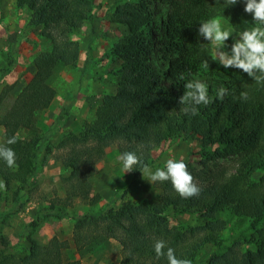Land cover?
Segmentation results:
<instances>
[{"label":"trees","instance_id":"obj_1","mask_svg":"<svg viewBox=\"0 0 264 264\" xmlns=\"http://www.w3.org/2000/svg\"><path fill=\"white\" fill-rule=\"evenodd\" d=\"M16 2L29 10V24L41 27L50 45L38 54L33 76L0 119L3 143L13 135L19 137L17 143L8 145L15 151L18 166L9 168L0 160V179L7 185L2 192L15 188V199L22 191L31 192L42 164L39 159L47 155L39 157L44 137L38 119L56 97L52 79L57 70L75 67L79 60L81 47L71 35L85 23H93L97 10L96 0ZM172 5L163 22L166 40L162 57L166 65L161 68L153 60L158 27L153 0L114 2L110 19L123 25L125 32L102 57L121 62L115 73V89L102 95L92 119L84 120L77 131L65 132L48 147L66 151L61 172L65 196L51 197L26 226L28 246L17 248L0 235V264H82L66 258L69 240L54 236L41 244L33 236L49 216L74 220L73 242L79 249L102 236L118 241L120 264H167L166 258L155 255L156 240L166 241L177 257L190 259L192 264H264V84L238 69H225L213 60L211 42L198 35L200 24L211 18L222 17L239 32L257 22L244 11L245 0L227 7L225 0H173ZM232 43L229 39L228 51ZM181 74L185 79H180ZM193 78L204 81L213 97L209 105L198 106L194 116L185 115L179 104L184 84ZM222 85L229 95L221 101L215 94ZM13 88L10 84L0 90V110ZM242 91L248 93L247 101L239 99ZM194 134L200 135L196 153L202 167L195 166L189 156L175 160L186 163L201 188L198 197L183 199L171 182L165 181L155 183L160 189L157 199L128 198L117 207L81 215L69 211L76 197L91 206L99 202L100 194H93V179L108 146L116 144L120 154L135 152L150 166L152 151L162 143ZM230 156H238L235 171L216 173L213 163ZM132 172L135 176L140 170ZM257 173H262L261 177L257 178ZM170 209L195 214L197 223L183 228L173 224ZM241 220L244 224L239 225ZM209 244L213 248L202 258Z\"/></svg>","mask_w":264,"mask_h":264},{"label":"rangeland","instance_id":"obj_2","mask_svg":"<svg viewBox=\"0 0 264 264\" xmlns=\"http://www.w3.org/2000/svg\"><path fill=\"white\" fill-rule=\"evenodd\" d=\"M115 1L96 0L97 10L93 23H85L71 35L80 44V57L75 67L61 66L52 79V84L57 91L56 97L38 119V125L44 137L39 157L41 158L45 152L47 155L45 159H39L42 164L35 174L31 192L22 191L19 198L15 199V188L5 191L4 194L3 189H0V235L17 248L29 245L24 230L37 213L49 204L48 200L58 195L65 196L61 172L64 169L62 157L65 156L66 151L55 148L49 150L48 147L52 146L65 132L77 131L84 120L92 119L102 100V95L115 89V73L121 62L102 57L111 44L125 32L123 25L114 23L110 19ZM172 1L153 0V10L158 22V27L154 31L156 42L153 60L161 68L166 65V60L162 57L164 54L162 46L166 40L162 35L164 34L163 22L173 9ZM29 16V10L18 7L16 0H0V90L5 85L14 84L6 104L0 110V119L33 76L38 54L50 45V40L41 33V27L29 24ZM217 19L222 21L224 28L233 31L229 39L238 38L240 32L235 30L226 19L222 17ZM212 51L214 53L213 46ZM10 62H12L11 65H9ZM8 67L6 75H3L5 68ZM67 111L68 115H65ZM25 135V132L21 133L22 137ZM3 141L4 127L0 124V144ZM199 146L200 135L197 134L190 138L179 136L172 141L162 143L152 151V163L149 167L154 171L156 168H164L168 159H185L189 156L193 164L201 168V157L196 153ZM191 152L193 153L189 154ZM119 155L117 145L112 144L106 148L105 158L97 163L98 173L93 179V194H100L99 202L91 206L87 201L76 197L69 211L81 215L104 210L110 206L117 207L128 198L141 201L159 197L160 189L155 183H149L144 179L141 171L135 176L133 172L124 173L122 163L118 160ZM237 161L238 156L219 159L213 163L214 171L231 173L235 171ZM261 175L262 173H257L256 177L259 178ZM169 213L173 217L171 222L182 228L187 224L197 223L195 214H178L173 209H170ZM242 224L244 223L241 220L239 225ZM73 229V219L49 216L47 220L40 223L33 236L41 244H47L54 236L60 240H69L71 247L64 251L66 258L78 259L82 264H120L122 255L118 241L102 236L79 249L73 242ZM223 234L228 235L227 231ZM212 248L213 245L209 244L202 258H205Z\"/></svg>","mask_w":264,"mask_h":264},{"label":"clouds","instance_id":"obj_3","mask_svg":"<svg viewBox=\"0 0 264 264\" xmlns=\"http://www.w3.org/2000/svg\"><path fill=\"white\" fill-rule=\"evenodd\" d=\"M238 0H225L226 7L236 5ZM244 11L251 14L252 20L257 22L256 26L245 29L238 34V38L233 37L230 52L227 41L232 36L233 31L222 26V21L217 18L208 19L200 24L198 35L206 41L211 42L214 48L213 60L217 61L225 69L234 68L246 73L258 84H264V0H245ZM205 62V67H207ZM180 79H185L181 74ZM185 91L179 97V104L183 107L181 111L185 114L197 115L201 105L207 106L213 102V97L209 95L207 84L193 78L184 84ZM229 95V90L225 86H220L216 90L215 98L223 100ZM248 93L241 92L239 99L248 100ZM18 135L7 138L6 142L0 144V160L9 168L17 167L15 151L8 147L17 143ZM122 163L124 173H130L139 169L149 183L170 181L173 189L183 199L198 197L201 188L195 182L193 175L188 171L183 160L168 159L164 168H156L154 171L144 164L141 157L135 152L126 151L118 156ZM6 182L0 180V189L6 190ZM154 251L157 259L166 258L167 264H192L187 258H179L172 247H168L166 241L156 240Z\"/></svg>","mask_w":264,"mask_h":264}]
</instances>
